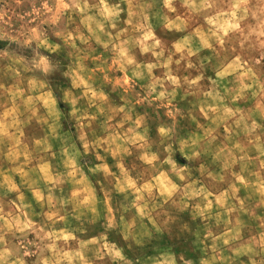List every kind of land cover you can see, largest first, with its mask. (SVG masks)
Returning <instances> with one entry per match:
<instances>
[{"label":"clouds","instance_id":"obj_1","mask_svg":"<svg viewBox=\"0 0 264 264\" xmlns=\"http://www.w3.org/2000/svg\"><path fill=\"white\" fill-rule=\"evenodd\" d=\"M0 264H264V0H0Z\"/></svg>","mask_w":264,"mask_h":264}]
</instances>
